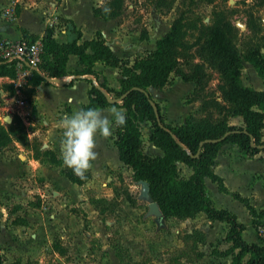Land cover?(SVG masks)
Wrapping results in <instances>:
<instances>
[{
  "label": "trees",
  "instance_id": "16d2710c",
  "mask_svg": "<svg viewBox=\"0 0 264 264\" xmlns=\"http://www.w3.org/2000/svg\"><path fill=\"white\" fill-rule=\"evenodd\" d=\"M175 1L159 0L156 5L166 3L167 9H170ZM125 2L126 0H103L101 4L93 7V14L103 19L115 18L122 13ZM106 7L110 11L105 12ZM184 26V12H181L171 23L169 30L156 39L155 48L141 57L134 58L131 65L128 58L117 57L112 52L99 31L93 39L81 44H78L76 39L58 43L53 38V30L47 28L46 36L42 38L44 50L41 62L38 70H33V81L39 83L47 81L48 78L66 76L69 54H75L83 66L75 72L78 75L93 74L91 66L95 60L119 67L120 89H113L104 82L92 84L89 89V101L82 109L110 104L104 91L113 98L128 92L120 102L114 103L125 108L126 123L115 126L113 141L119 151V159L132 170L134 179L147 181L150 200L158 204L164 217L186 219L204 211L209 219L225 222L227 231L224 239L231 242V246L223 254L232 255L230 264H264V238H260L261 244L245 241L242 237L245 225L233 212L214 206L207 195L204 182V177H209L217 183L220 191L230 193L244 203L252 216L254 228L259 229V226L264 224L261 220L264 218V209L256 210L247 198L236 192H229L221 177L214 173L212 168L218 150L225 143L236 144L245 157L264 152V90L242 83L243 63L229 36L233 24L225 16L218 15L210 23L200 26V34L205 39L196 53L218 68L224 83L218 85L220 96L217 97L213 93L208 95L209 98L202 102L201 110L215 108L219 112L223 110L224 104L228 103L232 107V114L241 116L242 124H229L225 120L212 122L209 116L178 126L167 123L158 103L153 100L149 87L161 89L168 83L170 73L179 70L181 63H189L193 57V46L184 38ZM20 30L23 37L36 39L35 36H29L25 29ZM140 37L147 39V31H142ZM88 47L92 53L86 52ZM246 60L253 65L257 74L264 78V57L259 49L249 50ZM193 69L192 76L181 74V77L184 81H194L198 92L205 87V74L200 63L193 64ZM0 75L14 76V66L0 60ZM142 120L151 122L148 140L162 150V155L150 156L143 151L139 125ZM13 121L23 128L20 120ZM204 140L209 141L200 147ZM10 141V132L0 124V147L6 146ZM33 149L37 152L36 147L33 146ZM44 154L50 155L51 162L60 164V159L53 153L45 151ZM177 162L191 167L192 172L188 177L179 175ZM61 172L79 185L89 177L88 173L81 177L63 168ZM128 200L132 202L130 197ZM54 247L59 249L56 245ZM59 252L62 250L59 249ZM0 264L14 263L4 262L0 254Z\"/></svg>",
  "mask_w": 264,
  "mask_h": 264
},
{
  "label": "rangeland",
  "instance_id": "374dc122",
  "mask_svg": "<svg viewBox=\"0 0 264 264\" xmlns=\"http://www.w3.org/2000/svg\"><path fill=\"white\" fill-rule=\"evenodd\" d=\"M158 1L126 0L122 13L123 21L137 32V36L147 30L156 38L164 35L173 20L184 12V38L193 46V57L189 63H181L179 70L170 73L165 86L149 91L158 103L165 121L178 126L209 116L212 122L225 120L229 124L241 125V116L233 115L228 103L219 112L215 108L201 110L202 102L209 98L208 95L213 93L220 96L218 85L224 83V78L217 67L196 53L205 39L200 34V26L210 23L218 15L228 18L233 24L229 36L243 63L241 81L245 85L264 90V78L246 60L252 48L259 49L264 57V0H176L170 9H167L166 3L157 6ZM139 51H133L127 56L130 64L134 58L141 57L140 54L135 55ZM146 52L144 50L140 53ZM195 63L202 65L206 81L204 89L198 92L194 81H184L181 77V74L192 76ZM0 124L11 134V141L6 146L19 147L17 144H21L23 147H37L38 143L28 141L23 124V128L16 123L9 125L5 118L0 119ZM139 125L142 140L145 141L142 143L145 152L148 150L146 140L151 122L142 120ZM149 155L156 156L154 153ZM43 156L42 160L50 161L49 154ZM54 164L63 165V160L60 159V164ZM244 168L247 180L246 174L252 168ZM179 171L180 174L182 170ZM102 178V183L90 187L93 190L88 191L84 197L79 193V199L66 206L68 212L74 213L76 217L64 226L65 229L62 226H51L50 223L49 209L55 208L59 212L65 207V203L57 197V192L53 193L54 189L48 187L43 198L32 185L24 191L20 189L25 187L19 186L16 191L6 192L4 200L0 202V254L4 262L54 263L53 246L67 249L69 245L61 237L67 230L74 235L79 233L83 242H78L77 249L75 247L72 254L63 257V261L58 262L60 264H187L199 254L201 233H186L188 224L163 222L167 217L164 218L162 212L151 206L150 199L141 195V183L134 179L128 166L120 165ZM70 190L71 193L77 191L74 188ZM239 192L248 193L247 183H241ZM207 194L215 197L214 189L208 186ZM256 197L252 204L264 208V191H260ZM216 199L217 203L234 207L241 222L246 221V214L242 210L244 206L240 202ZM258 233L260 238H264V224L259 226Z\"/></svg>",
  "mask_w": 264,
  "mask_h": 264
},
{
  "label": "crops",
  "instance_id": "0c3cea01",
  "mask_svg": "<svg viewBox=\"0 0 264 264\" xmlns=\"http://www.w3.org/2000/svg\"><path fill=\"white\" fill-rule=\"evenodd\" d=\"M103 0H0V40H18L23 37L21 28L28 32L29 36L36 38H44L46 29L53 30V38L58 43H67L77 40L78 44L91 40L99 31L105 38L107 45L112 52L120 58H128L127 56L137 50L140 53L144 50L147 52L155 48V41L161 36L152 37L151 32H147L148 38L141 39L137 36V32L128 27L123 21L124 13L110 19H103L93 14V7L101 4ZM123 12V11H122ZM90 25H88V24ZM147 31V30H146ZM86 52L92 53L88 47ZM129 65H131L129 63ZM83 66L79 63L75 54H69L66 62V70L68 74L62 79L65 84L62 86L51 82V78L47 81L35 83L33 81V71L24 66L14 67L15 75H0V88L8 93L13 89V82L17 80L18 73L25 72V76L20 75L23 81L19 95L23 99V105L13 104L15 109L20 113L16 115L12 112H3V118L10 117L9 124L15 123L13 120H20L25 126L26 136L29 142H36V151L32 147L3 146L0 148V202L4 200V194L9 191H16L19 186L21 191L32 185L41 198L45 195L48 187L57 192V197L64 202L65 207L59 212L55 208L49 209L50 223L55 227H64L75 219L74 213L68 212L66 206L69 203L84 197L88 191L93 190L90 187L103 182L102 177H106L110 171H113L120 165H125L119 159V151L113 141V126L111 135L103 136L97 132L95 135V151L97 156L91 161V167L86 170L89 177L82 183L77 184L70 181L61 169L74 172L72 168L66 165H55L49 160H42L44 152L49 151L54 154L57 159H62L64 146L61 142L62 129L55 125L62 118L64 113L71 114L74 111L82 109V106L89 101V89L92 84L98 85L104 82L113 89H120L119 79L120 68L105 64L102 60H95L91 66L93 74L78 75L75 72L81 70ZM21 69V70H20ZM20 70V71H19ZM35 70V69H34ZM249 86V85H248ZM260 89V88H255ZM153 90H159L153 88ZM263 90V89H262ZM112 107H120L114 104H108L99 109L102 115L113 118L110 112ZM264 139V128H263ZM145 141L143 140V144ZM148 150L145 153H154L162 155L160 148L153 145L152 142L146 140ZM36 153L38 156H36ZM63 160V159H62ZM178 173L181 177H188L192 169L183 162H177ZM251 167L252 170L247 172L245 180V168ZM213 171L221 177L224 186L229 192H236L240 196L248 199L249 203L256 209H264L260 206L252 204L256 196L260 195V191H264V152L260 151L252 157H245L240 153L238 147L234 143H225L218 150L213 163ZM206 191L208 186L215 191V197L220 199H230L231 202H240L246 214V221L242 222L245 229L242 231V237L247 242H256L261 244L258 229L252 225V216L249 214L246 206L240 200L233 197L230 193L220 191L216 182L209 177H204ZM247 183L248 193L239 192L241 183ZM35 184V185H34ZM76 189V193H71L70 189ZM109 190V189H107ZM80 193V196H78ZM208 195V194H207ZM209 196V195H208ZM215 197L209 198L217 208H225L236 214L237 219L239 213L234 207H229L223 203H217ZM109 199V196L105 197ZM165 218V217H164ZM264 222V218L261 219ZM166 221H177L179 224H188L186 233L193 234L194 231L201 233V242H199V254L195 258L186 262L187 264H230L232 255H224L231 242L224 239L227 231L225 222L219 220H211L204 211L198 212L194 217L179 219L176 217H167ZM65 229V227H64ZM246 234H249L247 237ZM69 245L67 249L53 246L54 263L60 264L62 258L68 254H72L77 249L78 242L82 243V236L79 233L74 235L67 230L61 234ZM77 245V246H76ZM216 250H213L215 249ZM41 250H44L43 248ZM237 249L234 250L236 252ZM20 255V254H17ZM247 257H245L246 259ZM10 263V262H9ZM41 264H45L42 262ZM63 264H66L63 262Z\"/></svg>",
  "mask_w": 264,
  "mask_h": 264
},
{
  "label": "clouds",
  "instance_id": "9594fccd",
  "mask_svg": "<svg viewBox=\"0 0 264 264\" xmlns=\"http://www.w3.org/2000/svg\"><path fill=\"white\" fill-rule=\"evenodd\" d=\"M104 11H110L104 8ZM110 112L114 119L102 115L97 107H88L69 113H64L55 125L62 129L61 142L64 146L63 163L72 168L75 174L84 176L95 160V135H111L114 125L126 123L125 111L122 108L112 107Z\"/></svg>",
  "mask_w": 264,
  "mask_h": 264
},
{
  "label": "built area",
  "instance_id": "2783aa9c",
  "mask_svg": "<svg viewBox=\"0 0 264 264\" xmlns=\"http://www.w3.org/2000/svg\"><path fill=\"white\" fill-rule=\"evenodd\" d=\"M43 50L41 38L22 37L14 41L0 40V60L12 64L14 67L26 65L30 71L38 70ZM25 74V72L18 73L17 80L13 82L12 91L5 93L0 88V119H3L2 114L5 111L20 115L13 104L15 103L19 106L24 104L23 99L17 97V95H19L24 84L23 81H18V79H20V75L23 77Z\"/></svg>",
  "mask_w": 264,
  "mask_h": 264
},
{
  "label": "water",
  "instance_id": "95a60500",
  "mask_svg": "<svg viewBox=\"0 0 264 264\" xmlns=\"http://www.w3.org/2000/svg\"><path fill=\"white\" fill-rule=\"evenodd\" d=\"M50 81L53 82V83H56V84L59 85V86H62V85L65 84V81H64L62 78H51ZM152 90H153V87L150 86V87H149V91H152ZM127 93H128V92H125V93L122 94L121 96H119V97H117V98H113V97H111L107 92L104 91V95H105L107 101H108L109 103H111V104H114V103H116V102H120V101L123 99V97H124ZM5 120H6L7 122H10L11 118H10V117H6ZM223 137H225V136H223ZM206 141H209V140H204L203 142H201V143H200V147H201L202 144H203L204 142H206ZM261 147H263V146H261ZM139 182L141 183V186H142V189H141V195H142L144 198H146L147 200H149V199H150V195H149V185H148L147 181H145V180H140ZM151 206H152L154 209H156L157 211H159V212L161 213V211H160V209H159V206H158V204H157L156 202L152 201V202H151ZM158 220H159V221L161 220V216L158 217Z\"/></svg>",
  "mask_w": 264,
  "mask_h": 264
}]
</instances>
